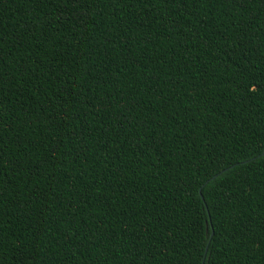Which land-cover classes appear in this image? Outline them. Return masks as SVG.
<instances>
[{
    "label": "trees",
    "instance_id": "16d2710c",
    "mask_svg": "<svg viewBox=\"0 0 264 264\" xmlns=\"http://www.w3.org/2000/svg\"><path fill=\"white\" fill-rule=\"evenodd\" d=\"M263 152L264 0H0V264H264Z\"/></svg>",
    "mask_w": 264,
    "mask_h": 264
},
{
    "label": "water",
    "instance_id": "95a60500",
    "mask_svg": "<svg viewBox=\"0 0 264 264\" xmlns=\"http://www.w3.org/2000/svg\"><path fill=\"white\" fill-rule=\"evenodd\" d=\"M262 155H264V152H263L260 156H262ZM224 171H226V170H224ZM224 171H223V172H224ZM218 175H219V174L213 176V177L210 179V181L216 179V178L218 177ZM201 197H202V195H201ZM202 198H203V197H202ZM212 235H213V233L211 234V237H212ZM209 241H210V239H209ZM207 250H208V244H207V246H206V248H205V256H206Z\"/></svg>",
    "mask_w": 264,
    "mask_h": 264
}]
</instances>
